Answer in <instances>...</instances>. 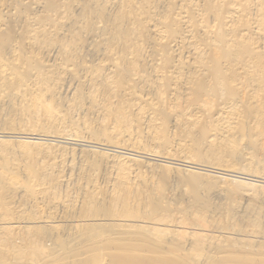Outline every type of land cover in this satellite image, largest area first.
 <instances>
[{
  "label": "bare ground",
  "instance_id": "6f19581e",
  "mask_svg": "<svg viewBox=\"0 0 264 264\" xmlns=\"http://www.w3.org/2000/svg\"><path fill=\"white\" fill-rule=\"evenodd\" d=\"M238 143L264 165V0H0V264H264L253 209L154 191L157 158L223 173Z\"/></svg>",
  "mask_w": 264,
  "mask_h": 264
},
{
  "label": "rangeland",
  "instance_id": "374dc122",
  "mask_svg": "<svg viewBox=\"0 0 264 264\" xmlns=\"http://www.w3.org/2000/svg\"><path fill=\"white\" fill-rule=\"evenodd\" d=\"M240 144L236 146L237 148L235 146H234L235 149L233 148L234 151H236V152H234L236 154H234V153L230 154L229 153L230 154L229 155V154L225 153V155L224 154L221 155L222 157L220 156V158L221 159L223 158V159L222 160L220 159V161H217L218 168H220V169L222 168V170L223 169L228 170V172H223V173L221 171L219 172V171H215V170H211V171L207 172L206 170H201L199 168H195V166L187 165L184 163L181 164V163L173 162L171 160L162 159V158L156 159L155 162H156V164H159L158 166L160 168H165V166L166 167H168V166L173 167L172 168L173 170L169 171V174H170V172H171V174L170 175L168 174V177L171 176L170 178H168V180L169 181L171 180V181L169 182L167 180V183H165V184L163 183L164 186L169 183L167 188L164 187V189H163L162 188L163 184H161L160 182H158L154 185V188H155L154 191L155 190L161 191L162 195L164 193V195H163L164 203H166V205L169 206L170 209L172 210V216L173 217L177 218L178 220L180 219L183 221L184 218H189L190 215H192L193 213H196L197 210H199L200 212L196 215L202 216L206 220H209V222H211V223L213 221H214L213 223H217L216 221L219 222V220L221 218L220 216H222L221 213H223L224 211H227L229 209H231V210L236 209L235 213H237V214L240 213L239 215H241V214H243L244 211L242 213L239 211L243 210L246 207H249L250 210L253 209L252 210V211H254L253 213L260 215V217L264 219V203H262L260 201L258 202L257 200L254 201L251 199L252 196H250L251 193L254 192V191H252V189H257L260 186L264 188V184L259 183L257 179H254V178L251 179L250 177L248 178V176H245L246 174L247 175L248 174L253 175V173H254L253 171L258 172L259 169H260L259 170L260 173L263 172L261 175H264V165H261L262 167L259 166L260 164L256 163L257 161L256 162L254 161V164L251 162H248V161L246 162L244 159L245 158L244 155L248 154V152H250V150H248L249 148L247 146H245L244 144L243 145L245 147L242 145V143H240ZM99 148L100 149L102 148V149H104L103 151L108 152V150L106 148L98 147L97 149L99 150ZM241 148L243 151H241ZM240 152H243V155ZM240 154L243 157H241ZM176 155L181 157V156L185 155V152L180 151V152H177ZM162 165H163V167H162ZM219 166H221V167H219ZM261 168H263V171ZM187 171H192L193 173H196L197 174L196 176L199 178L198 182L200 183L201 187L198 189V191H199V193H197L198 197H196L193 194V192H190V190L188 189L186 184H183L185 182H182V180H183L182 178L187 177V176H184L185 174H187ZM233 171H235V173ZM242 173H246V174H244L242 176L241 175ZM237 174H239V175H237ZM181 175H182V177H181ZM234 175H235V177H234ZM217 177L219 178V183H218ZM214 180H217V181H215L217 183V184H215L216 187L214 186V188L213 187L209 188V185H207V184L211 183V181L214 182ZM234 181L235 182L242 181V184H244V183L245 184L243 185V187L242 186H240V187H242V189L246 190L247 192L249 191L248 193L245 192L246 194L244 193L245 196L241 195V193H240L241 199H240V195H238V196L232 195V199H235V200H232L231 196H230L231 194H228V192L226 191V188H230L231 185L233 187L237 186ZM233 184H235V185H233ZM251 185H253V186H251ZM98 186L100 188L104 189V187H102L103 186L102 184L98 185ZM254 186H256V187L259 186V187L255 188ZM252 195H253V193H252ZM194 199H196V200H194ZM206 203H208V204H206ZM198 204L202 205V206H204L203 204H205L206 208L208 205L209 206H208L207 210L206 209L201 210V209H197V206H199ZM234 204H235V207H234ZM236 206L237 207L239 206L238 209ZM259 208H262V209H259ZM60 215H61V213L58 212L57 217H59ZM56 224H58L60 226L68 227L67 223H65L63 221H59V219H57ZM158 227L163 228V226H158ZM175 228L176 227H173L172 229H174L175 231H177L179 229L178 232H181L182 230L183 231L186 230L187 232L191 231L188 228H186V226L185 227L183 226V228H181V229L180 228L175 229ZM163 229H166V228H163ZM210 232L211 231L209 228L208 229L205 228V230H201L198 233H203V234H206L208 236L214 235L213 234L214 232L213 233L212 232L210 233ZM215 235H217V234L215 233ZM263 245H264V242H263ZM250 264H260V261H259V259L253 260L252 263H250Z\"/></svg>",
  "mask_w": 264,
  "mask_h": 264
}]
</instances>
